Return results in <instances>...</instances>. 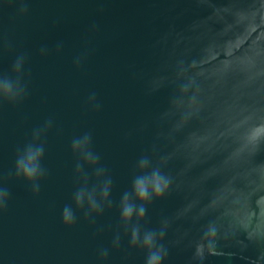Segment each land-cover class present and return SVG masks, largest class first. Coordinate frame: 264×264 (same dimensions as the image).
<instances>
[{
	"label": "water",
	"instance_id": "1",
	"mask_svg": "<svg viewBox=\"0 0 264 264\" xmlns=\"http://www.w3.org/2000/svg\"><path fill=\"white\" fill-rule=\"evenodd\" d=\"M21 57L25 95L0 101V264H146L134 227L164 264H264V0H0V75ZM85 133L111 178L87 218L73 195L86 180L99 200L104 177L71 150ZM33 142L38 195L15 175ZM142 157L171 183L125 223Z\"/></svg>",
	"mask_w": 264,
	"mask_h": 264
},
{
	"label": "clouds",
	"instance_id": "2",
	"mask_svg": "<svg viewBox=\"0 0 264 264\" xmlns=\"http://www.w3.org/2000/svg\"><path fill=\"white\" fill-rule=\"evenodd\" d=\"M23 67V58H18L13 65V72L17 74V78H12L6 75H0V101L8 103H16L25 95V86L18 78V74ZM50 126L46 125L47 128ZM41 135V130L33 131V139L37 140ZM91 137L85 133L80 137H76L71 142V150L78 154L84 163L96 167L99 157L91 149ZM45 147L40 143H28L18 152L15 159V175L17 178L23 179L31 186L34 195H38L40 191V181L46 176V169L42 166ZM138 168L141 174L137 175L132 182V195L139 202V207L130 199L128 193H125L120 204L121 220L128 223L133 216L137 219H142L145 214L144 205L149 203L153 198L162 197L169 189L170 178L163 175L159 170L153 169L150 172L148 169L147 158L142 157L138 161ZM76 172H81V164L77 162ZM96 176L104 177V169L96 167ZM87 181H84V186L79 188L73 195V201L77 209H83L87 206L85 217L90 214H100L103 211V204L108 202L109 192L111 190V178L104 177L102 187L99 189V200L97 199V191L95 188L89 190ZM9 199V191L7 188L0 186V208H3ZM65 226H72L75 223L76 217L71 207L65 206L61 216ZM208 234L215 235L216 229L209 225ZM163 229L159 233V239H163ZM118 243V239L115 241ZM131 243L133 245L140 244L147 252L146 264H164L167 257V249L163 244L157 243L156 232H145L141 238L138 228H133L131 231ZM106 255V252L104 253Z\"/></svg>",
	"mask_w": 264,
	"mask_h": 264
}]
</instances>
